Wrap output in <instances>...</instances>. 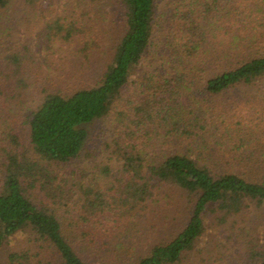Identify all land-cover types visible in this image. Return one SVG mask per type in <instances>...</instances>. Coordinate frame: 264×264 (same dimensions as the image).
<instances>
[{"label":"trees","instance_id":"obj_1","mask_svg":"<svg viewBox=\"0 0 264 264\" xmlns=\"http://www.w3.org/2000/svg\"><path fill=\"white\" fill-rule=\"evenodd\" d=\"M23 1L46 17L38 35L47 49L78 42L89 60L102 48L87 25L105 0ZM113 1L121 36L93 85L47 90L20 114L9 82L29 53L0 65L4 264H188L207 222L246 248L244 264H264V225L260 235L246 223L255 213L264 224V143L252 131L260 121L255 105L216 108L264 79V0H181L166 24L165 68L135 77L156 31L157 0ZM12 3L0 0V15ZM107 120L105 164L75 167ZM155 205L156 218L175 226L167 237L149 221ZM21 233L24 246L6 250Z\"/></svg>","mask_w":264,"mask_h":264},{"label":"rangeland","instance_id":"obj_2","mask_svg":"<svg viewBox=\"0 0 264 264\" xmlns=\"http://www.w3.org/2000/svg\"><path fill=\"white\" fill-rule=\"evenodd\" d=\"M12 9L2 11L0 15V65L8 64V60L13 53L26 51L29 59L26 61L25 68L19 74L11 78L9 82L11 87V103L14 105L17 113H23V108L34 107L47 90H64L71 91L74 88L90 86L98 81L104 64L109 60L113 52V47L117 43L122 28L120 22V5L113 0H105L99 6L92 9L90 22L87 27L90 29V35L101 45V49L92 53L89 60H86L79 52V43L66 45L59 43V48L51 51L46 48V44L39 41V31L44 27L45 18L41 10L34 6H24L23 0H12ZM181 0H157L156 2V31L153 36L146 56L135 74L138 72L150 73L163 70L164 45L167 40V21L176 12V7ZM39 7V6H38ZM46 16L49 13H45ZM26 49V50H25ZM29 49V50H27ZM55 51V52H54ZM165 55V56H164ZM14 69V68H13ZM8 74V72H7ZM137 75V74H136ZM235 102V109L255 105L253 108V118H259L260 123H255L253 133L258 135L260 142L264 143V79L256 87L250 89H239L227 95L220 97L216 108H227ZM10 106V104H9ZM231 112L233 109H230ZM249 116V115H248ZM247 116V117H248ZM19 119V118H18ZM21 119V118H20ZM254 120V119H253ZM22 122V119L19 123ZM111 123L109 120L102 123L96 133L102 135L100 139L94 141L91 153L85 154L83 160L74 164V166L89 167L96 162L105 164L108 154V147L103 144L106 140L111 141L110 133L106 126ZM21 123L19 125L22 135V142L28 147L26 131ZM102 128H105L103 132ZM158 207L152 206L149 214V221L155 225L158 230V236L167 237L175 228L163 224V219L156 218L155 210ZM248 218L247 224L256 226V233L262 235L263 222L257 220V214L253 213ZM257 221V222H256ZM256 222V223H254ZM222 230V229H221ZM153 231V230H152ZM151 232V231H150ZM220 232V228L215 227L213 223L207 222V228L204 236L198 242L195 251L191 254L192 260L188 264H239V259L243 264L246 259V248L233 246V241H225ZM27 238L25 234L17 235L11 242L6 245V250L16 249L24 246ZM226 243L228 248L218 246V243ZM5 250V252H7ZM242 251V254L239 253ZM227 255V260L219 259L220 255ZM6 255V253H5ZM0 255V264H4L6 257ZM203 256L202 259L200 256ZM243 255V256H241ZM190 258V259H191ZM226 258V257H225ZM224 259V260H223Z\"/></svg>","mask_w":264,"mask_h":264}]
</instances>
